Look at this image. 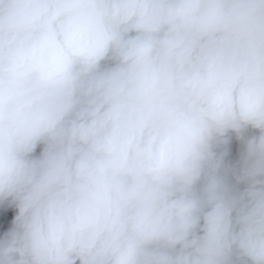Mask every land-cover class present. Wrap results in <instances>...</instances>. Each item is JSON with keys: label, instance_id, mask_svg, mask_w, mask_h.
<instances>
[{"label": "clouds", "instance_id": "obj_1", "mask_svg": "<svg viewBox=\"0 0 264 264\" xmlns=\"http://www.w3.org/2000/svg\"><path fill=\"white\" fill-rule=\"evenodd\" d=\"M0 264H264V0H0Z\"/></svg>", "mask_w": 264, "mask_h": 264}]
</instances>
